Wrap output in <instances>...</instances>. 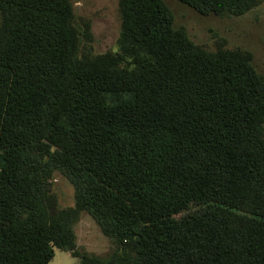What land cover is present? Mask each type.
Segmentation results:
<instances>
[{
	"label": "trees",
	"instance_id": "16d2710c",
	"mask_svg": "<svg viewBox=\"0 0 264 264\" xmlns=\"http://www.w3.org/2000/svg\"><path fill=\"white\" fill-rule=\"evenodd\" d=\"M242 14L259 0H180ZM121 57L77 58L67 0H0V264H264V78L199 50L160 0H119ZM116 248L77 249V211Z\"/></svg>",
	"mask_w": 264,
	"mask_h": 264
},
{
	"label": "rangeland",
	"instance_id": "374dc122",
	"mask_svg": "<svg viewBox=\"0 0 264 264\" xmlns=\"http://www.w3.org/2000/svg\"><path fill=\"white\" fill-rule=\"evenodd\" d=\"M67 2L79 60L89 56L112 55L120 58L121 67L133 66L130 57H121L123 28L119 0ZM160 2L170 14L171 27L181 32L199 50L208 53L237 50L248 54L252 67L264 78V0H259L249 10L238 15L202 13L180 0ZM262 136L264 138V123ZM47 184L58 207L77 211L73 229L79 251L105 256L116 248L113 240L101 232L86 211L76 210L74 187L63 173L51 171ZM77 260L68 251L54 248V255L47 264H75Z\"/></svg>",
	"mask_w": 264,
	"mask_h": 264
}]
</instances>
